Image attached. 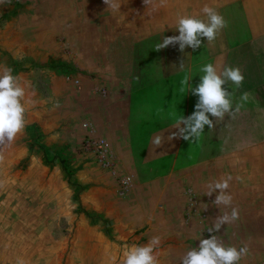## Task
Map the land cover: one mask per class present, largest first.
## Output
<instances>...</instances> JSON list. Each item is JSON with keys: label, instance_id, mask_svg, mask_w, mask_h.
Listing matches in <instances>:
<instances>
[{"label": "crops", "instance_id": "crops-1", "mask_svg": "<svg viewBox=\"0 0 264 264\" xmlns=\"http://www.w3.org/2000/svg\"><path fill=\"white\" fill-rule=\"evenodd\" d=\"M78 2L83 25L75 27V67L58 71L77 82L75 124L89 123L93 137L107 141L117 166L133 176L134 188L132 184L120 223L103 212L110 225L121 226L114 237L119 252L146 244L153 236L161 237L159 259H180L198 247V239L207 238L205 229L220 215V208L213 204L219 190L209 197L207 184L231 174L229 191L240 217L215 234L226 244L249 245L244 264L264 263V0H152L148 6L143 0H116L120 8L115 11L104 0ZM205 4L216 7L228 21L212 44L203 38L201 48L194 52L191 48L181 52L178 44L155 50L163 37L179 34L178 14L200 13ZM113 51L120 53L117 56L126 63L125 70L116 73L112 65H106L105 58ZM218 62L221 68L242 69V86L237 89L229 82L227 87L234 92V106L244 92L250 94L248 101L234 119L226 114L223 120H214L213 128L205 126L198 142L169 141L168 136L178 131L173 128L175 119L190 115L198 100L191 92L179 91L181 80L189 75L195 87L203 75L201 67ZM118 73L120 82H110L117 80ZM157 134L164 138L160 147L152 144ZM87 135L88 129L75 125L77 185L96 182L93 157L86 154L89 161L85 162L81 155V141ZM54 142L45 138L50 150L56 148ZM164 163L167 170L162 169ZM92 184L82 192L76 187L77 207L99 213L105 205L98 195L106 192ZM144 227H150L151 234H132ZM95 241L104 257L111 254L105 236Z\"/></svg>", "mask_w": 264, "mask_h": 264}, {"label": "rangeland", "instance_id": "rangeland-1", "mask_svg": "<svg viewBox=\"0 0 264 264\" xmlns=\"http://www.w3.org/2000/svg\"><path fill=\"white\" fill-rule=\"evenodd\" d=\"M78 1L0 3V64L31 83L27 99L32 102L27 106V126L0 160V264H17L18 259L25 264H122L126 251L121 254L120 244L114 240L121 226L110 225L103 212L120 223L134 183L129 195H119L117 180L102 170L91 154L96 184L75 183V125L85 129L83 125L90 124H75V80L62 77L58 70L75 67V27L83 25ZM118 54L113 51L105 58L106 65H112L116 73L126 66ZM119 77L118 73L117 80L110 82L118 84ZM106 78H112L111 74ZM104 91L103 97L107 93ZM89 134L93 136L91 126ZM45 138L55 141L56 148L48 149ZM86 154L81 153L83 161L88 162ZM168 167L162 164V169ZM117 170L125 174L118 166ZM91 184L106 192L98 195L105 205L99 213L77 207L76 187L82 192ZM145 231L151 234L150 227L132 234ZM101 236L112 246L111 254L105 257L95 241ZM159 261L180 264V259Z\"/></svg>", "mask_w": 264, "mask_h": 264}, {"label": "clouds", "instance_id": "clouds-1", "mask_svg": "<svg viewBox=\"0 0 264 264\" xmlns=\"http://www.w3.org/2000/svg\"><path fill=\"white\" fill-rule=\"evenodd\" d=\"M3 2L4 0H0V3ZM143 2L148 6L152 0H143ZM104 3L114 11L120 8L116 0H104ZM176 25L179 34L163 37L162 42L156 44V51L178 44L179 51L184 52L186 48H191L194 52L201 48L203 38H206L208 44H212L228 26V21L216 7L205 4L200 13L178 14ZM179 68L184 69L183 61ZM200 71L203 75L200 76L199 83L195 87L190 83L192 78L189 75H185L180 82L179 91L191 92L198 97V100L190 115L178 116L175 119L173 128L178 131L168 136L169 141L182 138L186 141L198 142L205 131V126L209 129L213 128L214 120H223L226 114L234 119L249 99L250 94L244 92L240 102L235 103L234 106V92L227 87L229 82L237 89L242 86L245 77L239 66L221 68L219 62L207 63ZM29 88H31L29 81L14 75L13 69L6 64H0V160L4 158L5 149L13 144L27 126V106L32 103L27 99ZM163 142L162 134L155 135L152 140V144L156 147H160ZM130 179L131 177H128L122 182L127 183ZM232 180L233 176L226 174L207 184L208 191L205 195L211 197L219 190L213 204L220 208V215L215 218L212 226L207 228V232L211 234L210 238L201 236L198 239V247L187 250L180 257V264H240L250 254L247 243L240 247L226 244L221 236L215 234L223 225L234 223L240 217V210L233 205L234 197L229 191ZM221 206L225 209L223 212ZM207 207L208 205L204 204L205 210ZM160 244L161 237L153 236L146 244L129 246L123 254L122 264H160L157 251ZM17 264H25V262L18 259Z\"/></svg>", "mask_w": 264, "mask_h": 264}, {"label": "built area", "instance_id": "built-area-1", "mask_svg": "<svg viewBox=\"0 0 264 264\" xmlns=\"http://www.w3.org/2000/svg\"><path fill=\"white\" fill-rule=\"evenodd\" d=\"M77 84V82H75ZM101 94L105 95L104 90L100 89ZM86 125V126H85ZM84 128L90 131V126L88 124L83 125ZM92 131V130H91ZM81 149L87 154L93 155L95 157L96 163L102 170L109 173L111 177L117 180L118 184V194L125 196L131 190L133 184V176L129 174H122L120 170H117L118 161L114 152L110 149L107 141L103 138H96L92 135H88L86 139L83 140ZM131 177L127 183H123L126 178ZM207 238L210 235L207 232V228L204 231ZM240 264H244L243 261ZM253 264H264V263H253Z\"/></svg>", "mask_w": 264, "mask_h": 264}]
</instances>
